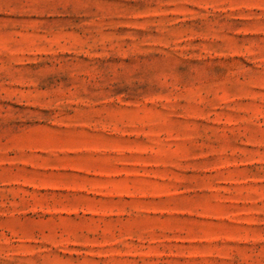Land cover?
Returning a JSON list of instances; mask_svg holds the SVG:
<instances>
[{
    "label": "rangeland",
    "instance_id": "obj_1",
    "mask_svg": "<svg viewBox=\"0 0 264 264\" xmlns=\"http://www.w3.org/2000/svg\"><path fill=\"white\" fill-rule=\"evenodd\" d=\"M0 264H264V0H0Z\"/></svg>",
    "mask_w": 264,
    "mask_h": 264
}]
</instances>
